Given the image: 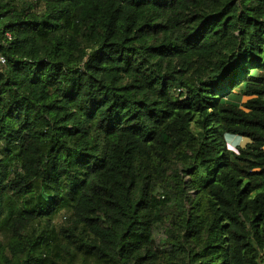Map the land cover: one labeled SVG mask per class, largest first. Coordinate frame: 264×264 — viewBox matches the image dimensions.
<instances>
[{
	"label": "trees",
	"instance_id": "obj_1",
	"mask_svg": "<svg viewBox=\"0 0 264 264\" xmlns=\"http://www.w3.org/2000/svg\"><path fill=\"white\" fill-rule=\"evenodd\" d=\"M5 33L0 264H264V0H0Z\"/></svg>",
	"mask_w": 264,
	"mask_h": 264
},
{
	"label": "built area",
	"instance_id": "obj_2",
	"mask_svg": "<svg viewBox=\"0 0 264 264\" xmlns=\"http://www.w3.org/2000/svg\"><path fill=\"white\" fill-rule=\"evenodd\" d=\"M10 40H11V36L9 35V33H5L4 38L0 42V47H7ZM5 65H6V58L3 55L1 48H0V68L4 67Z\"/></svg>",
	"mask_w": 264,
	"mask_h": 264
},
{
	"label": "rangeland",
	"instance_id": "obj_3",
	"mask_svg": "<svg viewBox=\"0 0 264 264\" xmlns=\"http://www.w3.org/2000/svg\"><path fill=\"white\" fill-rule=\"evenodd\" d=\"M223 101H225V100H223ZM228 136H230V138H232V139H236V140H237L235 144H234V143H231V142H228V143H229V146H230L232 149H234L236 146H238V145L241 144L242 139H240L239 137H237V136H232V135H228ZM65 222H66L65 218H64V217H61V218H58V219L54 222V225H56L57 227H59L60 225H61V226L64 225Z\"/></svg>",
	"mask_w": 264,
	"mask_h": 264
},
{
	"label": "crops",
	"instance_id": "obj_4",
	"mask_svg": "<svg viewBox=\"0 0 264 264\" xmlns=\"http://www.w3.org/2000/svg\"><path fill=\"white\" fill-rule=\"evenodd\" d=\"M236 139H232V138H230V136L229 137H227V142H231V143H236Z\"/></svg>",
	"mask_w": 264,
	"mask_h": 264
}]
</instances>
